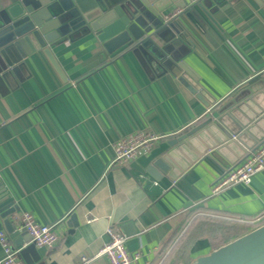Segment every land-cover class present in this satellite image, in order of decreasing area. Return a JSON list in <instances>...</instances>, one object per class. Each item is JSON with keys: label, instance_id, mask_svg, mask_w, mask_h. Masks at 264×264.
Instances as JSON below:
<instances>
[{"label": "crops", "instance_id": "crops-1", "mask_svg": "<svg viewBox=\"0 0 264 264\" xmlns=\"http://www.w3.org/2000/svg\"><path fill=\"white\" fill-rule=\"evenodd\" d=\"M197 13L200 27L180 17L199 55L184 58L188 71L157 75L131 52L111 59L88 36L51 47L64 80L37 52L0 85V187L17 207L9 220L21 231L29 212L59 238L34 246L37 263L18 255L24 264H109L98 255L108 226L127 237L133 264H191L251 229L224 218L264 214V172L210 193L264 141V0H223L208 17ZM134 133L183 136L163 155L158 180L110 164L112 145Z\"/></svg>", "mask_w": 264, "mask_h": 264}, {"label": "water", "instance_id": "water-1", "mask_svg": "<svg viewBox=\"0 0 264 264\" xmlns=\"http://www.w3.org/2000/svg\"><path fill=\"white\" fill-rule=\"evenodd\" d=\"M222 1L0 0V85L10 86L17 70L24 68V60L37 52L45 56L64 80L51 47L88 36H92L111 59L131 52L142 66H149L157 75L173 74L178 69L188 71L191 68L184 58L191 52L198 53L192 34L180 17L185 16L193 25L200 27L203 20L197 10L208 17ZM170 6L180 9V12L165 21L161 14ZM155 38L160 44L153 42ZM182 139L183 136L160 141L147 154L131 161L130 167L158 180L160 176L156 169L162 172L167 169L163 155ZM0 191V229L3 227L13 240L12 249H19L18 255L25 258L34 251V245L23 230H15L9 217L17 207L1 187ZM31 255L37 263V256ZM191 264H264V223L208 254L196 257Z\"/></svg>", "mask_w": 264, "mask_h": 264}, {"label": "built area", "instance_id": "built-area-1", "mask_svg": "<svg viewBox=\"0 0 264 264\" xmlns=\"http://www.w3.org/2000/svg\"><path fill=\"white\" fill-rule=\"evenodd\" d=\"M168 18V17H166ZM233 139H236L233 137ZM162 141V138L151 134H128L119 138L113 145V158L110 164L127 165L140 155L147 154L154 144ZM264 172V141L255 149H246L241 161L232 169L221 175L211 186L212 196L222 193L232 186L247 185L251 178ZM233 224L254 228L264 223V214L253 218H224ZM55 225L38 224L29 212H22L19 217V230H23L29 237V242L35 247L52 248L58 243V235L55 233ZM107 242L99 250L98 255L104 256L109 264H133L138 254H128L125 243L127 237L123 236L113 226H108L105 231ZM0 245L3 257L0 264H24L18 258V251L13 250L0 233ZM88 260L80 258V264Z\"/></svg>", "mask_w": 264, "mask_h": 264}, {"label": "rangeland", "instance_id": "rangeland-1", "mask_svg": "<svg viewBox=\"0 0 264 264\" xmlns=\"http://www.w3.org/2000/svg\"><path fill=\"white\" fill-rule=\"evenodd\" d=\"M234 225H236V224H234ZM234 225H229V226H234ZM235 228V227H234ZM236 230V229H235Z\"/></svg>", "mask_w": 264, "mask_h": 264}]
</instances>
